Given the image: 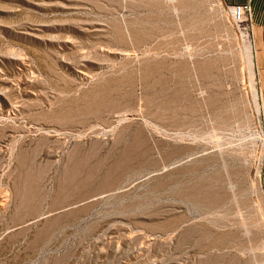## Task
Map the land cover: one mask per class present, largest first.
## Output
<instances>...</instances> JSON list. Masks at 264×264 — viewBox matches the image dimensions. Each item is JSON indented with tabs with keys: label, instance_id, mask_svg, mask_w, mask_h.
<instances>
[{
	"label": "rangeland",
	"instance_id": "1",
	"mask_svg": "<svg viewBox=\"0 0 264 264\" xmlns=\"http://www.w3.org/2000/svg\"><path fill=\"white\" fill-rule=\"evenodd\" d=\"M263 118L223 0H0V264H264Z\"/></svg>",
	"mask_w": 264,
	"mask_h": 264
},
{
	"label": "crops",
	"instance_id": "2",
	"mask_svg": "<svg viewBox=\"0 0 264 264\" xmlns=\"http://www.w3.org/2000/svg\"><path fill=\"white\" fill-rule=\"evenodd\" d=\"M226 6L250 3L253 10V42L259 84L264 92V0H223Z\"/></svg>",
	"mask_w": 264,
	"mask_h": 264
},
{
	"label": "built area",
	"instance_id": "3",
	"mask_svg": "<svg viewBox=\"0 0 264 264\" xmlns=\"http://www.w3.org/2000/svg\"><path fill=\"white\" fill-rule=\"evenodd\" d=\"M227 11L232 20L241 27L248 37L253 39V10L250 3L234 5L232 7L227 6ZM262 124L264 127V118Z\"/></svg>",
	"mask_w": 264,
	"mask_h": 264
}]
</instances>
